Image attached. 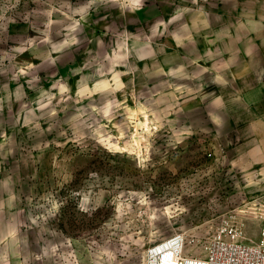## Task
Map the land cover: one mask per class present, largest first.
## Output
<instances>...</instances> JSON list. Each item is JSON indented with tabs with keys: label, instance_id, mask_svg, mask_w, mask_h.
I'll use <instances>...</instances> for the list:
<instances>
[{
	"label": "rangeland",
	"instance_id": "374dc122",
	"mask_svg": "<svg viewBox=\"0 0 264 264\" xmlns=\"http://www.w3.org/2000/svg\"><path fill=\"white\" fill-rule=\"evenodd\" d=\"M263 217L264 0H0V264Z\"/></svg>",
	"mask_w": 264,
	"mask_h": 264
},
{
	"label": "built area",
	"instance_id": "2783aa9c",
	"mask_svg": "<svg viewBox=\"0 0 264 264\" xmlns=\"http://www.w3.org/2000/svg\"><path fill=\"white\" fill-rule=\"evenodd\" d=\"M146 258V264H264V217L258 243L244 241L240 225L225 223L193 253L187 252L186 236L174 233L151 245Z\"/></svg>",
	"mask_w": 264,
	"mask_h": 264
}]
</instances>
